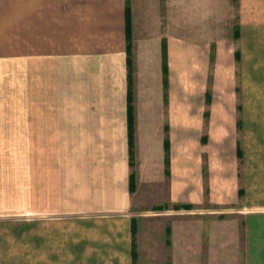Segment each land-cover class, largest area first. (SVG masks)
Instances as JSON below:
<instances>
[{"label":"crops","instance_id":"0c3cea01","mask_svg":"<svg viewBox=\"0 0 264 264\" xmlns=\"http://www.w3.org/2000/svg\"><path fill=\"white\" fill-rule=\"evenodd\" d=\"M261 130L264 0H0L23 264H264Z\"/></svg>","mask_w":264,"mask_h":264},{"label":"rangeland","instance_id":"374dc122","mask_svg":"<svg viewBox=\"0 0 264 264\" xmlns=\"http://www.w3.org/2000/svg\"><path fill=\"white\" fill-rule=\"evenodd\" d=\"M198 2H202V0H197ZM206 0H203V3L205 4ZM188 6L186 10H184V13H180L176 10V12L172 13L173 16L175 17V25L176 22H178L177 26H181L183 24H186L185 21H190L189 16L192 15L191 17L193 18V23L195 26L197 24L200 26V23L204 22L205 14L202 13L201 11V6L198 3L197 5L195 3L189 2L187 4ZM201 11V12H200ZM179 13V15H178ZM182 16V17H181ZM200 28H203L201 26ZM258 119H263V117H257ZM263 129V127H262ZM258 132H254V136H249V139H253L254 141L257 139H264V130H261L259 134L255 135ZM250 134V133H249ZM256 145V144H254ZM250 151H252V154H257L260 151L261 155H263L264 148H255V147H250ZM5 167L6 169H2V174L3 173H13V170H9L8 164L3 160L2 158V168ZM10 167V166H9ZM24 223V218L23 216H12L8 218H2L0 219V264H23V261L18 260V255L23 256V240H16L15 237V232L19 233L21 232L23 234V224ZM229 223L226 221V224L224 226V230L229 229ZM203 233V232H201ZM14 236V237H13ZM228 237V236H227ZM222 242V241H221ZM231 247V246H230ZM228 247L227 244L223 246H219V261L220 258H223L222 261L224 262L223 264H238V261L235 260L236 257V252L235 249ZM203 264V263H199Z\"/></svg>","mask_w":264,"mask_h":264},{"label":"trees","instance_id":"16d2710c","mask_svg":"<svg viewBox=\"0 0 264 264\" xmlns=\"http://www.w3.org/2000/svg\"><path fill=\"white\" fill-rule=\"evenodd\" d=\"M130 63H129V61H128V65H129Z\"/></svg>","mask_w":264,"mask_h":264}]
</instances>
